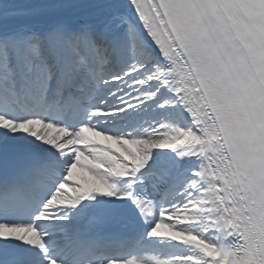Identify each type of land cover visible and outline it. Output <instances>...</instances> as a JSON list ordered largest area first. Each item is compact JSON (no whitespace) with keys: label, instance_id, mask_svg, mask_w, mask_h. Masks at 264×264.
<instances>
[{"label":"snow or ice","instance_id":"6c2138e0","mask_svg":"<svg viewBox=\"0 0 264 264\" xmlns=\"http://www.w3.org/2000/svg\"><path fill=\"white\" fill-rule=\"evenodd\" d=\"M0 264H264V0H0Z\"/></svg>","mask_w":264,"mask_h":264},{"label":"bare ground","instance_id":"6f19581e","mask_svg":"<svg viewBox=\"0 0 264 264\" xmlns=\"http://www.w3.org/2000/svg\"><path fill=\"white\" fill-rule=\"evenodd\" d=\"M115 147V145H114ZM77 178L82 180L85 183V186H91L92 183H94L91 180V177L88 176V174L86 172H81L80 170H77Z\"/></svg>","mask_w":264,"mask_h":264}]
</instances>
